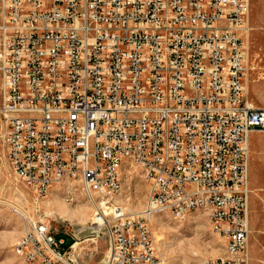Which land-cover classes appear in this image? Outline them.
<instances>
[{
    "label": "built area",
    "instance_id": "1",
    "mask_svg": "<svg viewBox=\"0 0 264 264\" xmlns=\"http://www.w3.org/2000/svg\"><path fill=\"white\" fill-rule=\"evenodd\" d=\"M251 8V0H0V164L38 199L83 185L108 234L102 264H165L155 206L178 221L203 209L227 241V256L206 264H249L245 154L252 133H264L244 50ZM132 168L153 180L151 209L135 215L117 191ZM24 217L14 249L26 264H89L77 249L85 228L63 232L73 241L65 247L48 224Z\"/></svg>",
    "mask_w": 264,
    "mask_h": 264
},
{
    "label": "rangeland",
    "instance_id": "2",
    "mask_svg": "<svg viewBox=\"0 0 264 264\" xmlns=\"http://www.w3.org/2000/svg\"><path fill=\"white\" fill-rule=\"evenodd\" d=\"M251 6V34H245L250 37L251 44L244 47V50H250L249 96L254 106L264 107V0H251ZM250 140L249 264H264V133H252ZM126 174L121 203L129 214L135 215L146 208L149 184L134 168ZM68 189L73 195L69 196ZM95 211L94 204L78 182L56 187L48 197L38 199L7 165L0 164V264H26L23 253L14 249L24 232V215L48 224L59 234L58 238L66 239L65 247L73 241L63 232L85 228L79 235L78 252L87 263L102 264L109 241L105 230L90 229L96 226L92 225ZM154 215L151 227L165 256V264H206L209 259L227 256V241L223 234L212 228L205 211H195L181 221L170 212Z\"/></svg>",
    "mask_w": 264,
    "mask_h": 264
},
{
    "label": "bare ground",
    "instance_id": "3",
    "mask_svg": "<svg viewBox=\"0 0 264 264\" xmlns=\"http://www.w3.org/2000/svg\"><path fill=\"white\" fill-rule=\"evenodd\" d=\"M78 31H87V24H78ZM251 44V39L248 35H245V42H244V47L245 45L246 46H249ZM246 48V47H245ZM249 156H250V153H246L245 154V162H248V159H249ZM124 178L125 176L124 175H118V178H117V191L118 193H121L122 195V192H123V188H124ZM144 178L146 180V182H148L149 184V190H148V196H150V190H152L153 188V180L151 179H146V176L144 175ZM54 189V188H53ZM75 189V188H74ZM79 189V188H78ZM82 191H83V185H82ZM78 192V191H76ZM71 193H73L71 191ZM88 200L91 202V204L93 203V198L92 196H87L85 195ZM127 197V196H125ZM145 209H151V202H149V199H148V203L146 205V208ZM198 210H203V209H200V208H193L191 210H189L188 214H187V217L195 212V211H198ZM163 212H170V211H167V207L166 206H155L154 207V214H157V213H163ZM171 213V212H170ZM207 213V212H206ZM81 214L83 215V211H81ZM172 214V213H171ZM208 214V213H207ZM173 216H175L177 218V214H172ZM185 217V218H187ZM209 217V216H208ZM184 218V219H185ZM94 220H98V221H93V224H95L96 226L95 227H92V229L94 228V230H97V232H99L100 228H102V220H99V218L95 217ZM220 234H223L222 231H219L217 230ZM95 240V239H93ZM77 246V245H76ZM23 253V252H22Z\"/></svg>",
    "mask_w": 264,
    "mask_h": 264
},
{
    "label": "trees",
    "instance_id": "4",
    "mask_svg": "<svg viewBox=\"0 0 264 264\" xmlns=\"http://www.w3.org/2000/svg\"><path fill=\"white\" fill-rule=\"evenodd\" d=\"M72 244V243H71Z\"/></svg>",
    "mask_w": 264,
    "mask_h": 264
}]
</instances>
